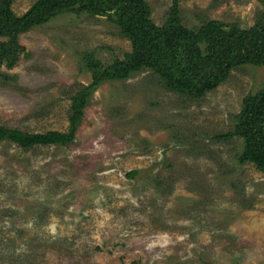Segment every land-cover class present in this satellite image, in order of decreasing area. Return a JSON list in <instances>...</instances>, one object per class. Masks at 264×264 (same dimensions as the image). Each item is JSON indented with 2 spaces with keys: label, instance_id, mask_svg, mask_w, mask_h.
I'll use <instances>...</instances> for the list:
<instances>
[{
  "label": "rangeland",
  "instance_id": "374dc122",
  "mask_svg": "<svg viewBox=\"0 0 264 264\" xmlns=\"http://www.w3.org/2000/svg\"><path fill=\"white\" fill-rule=\"evenodd\" d=\"M145 1L163 26L173 0ZM180 7L189 30L210 20L250 29L264 13L261 0ZM16 44L14 66L0 59V128L34 134L68 131L72 97L93 82L80 54L107 67L132 51L108 17L73 13ZM263 90L262 67L234 70L200 100L143 70L93 93L72 144L0 142V264H264V175L239 163L243 139H215Z\"/></svg>",
  "mask_w": 264,
  "mask_h": 264
},
{
  "label": "trees",
  "instance_id": "16d2710c",
  "mask_svg": "<svg viewBox=\"0 0 264 264\" xmlns=\"http://www.w3.org/2000/svg\"><path fill=\"white\" fill-rule=\"evenodd\" d=\"M264 4V0H261ZM13 0H0V59L11 60L19 35L41 27L67 13L106 16L131 43L132 51L123 60L115 58L103 66L95 54H80L84 66L92 72L93 82L72 97L67 132L28 133L0 128V142L10 141L22 149L36 146H68L76 136L89 98L104 83L124 81L133 74L151 70L170 92L190 100H200L226 82L231 73L244 66L264 68V13L254 27L210 20L196 30L185 28L180 0H173L169 18L158 26L145 0H38L24 15L12 10ZM11 61V62H10ZM235 129L215 139H243L240 164H253L264 175V90L245 98ZM137 171L128 173L134 178Z\"/></svg>",
  "mask_w": 264,
  "mask_h": 264
}]
</instances>
